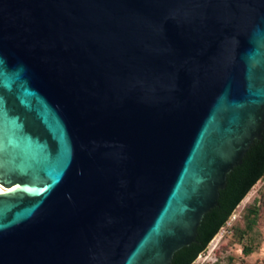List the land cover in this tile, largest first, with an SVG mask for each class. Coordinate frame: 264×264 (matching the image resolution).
Listing matches in <instances>:
<instances>
[{
	"label": "water",
	"instance_id": "1",
	"mask_svg": "<svg viewBox=\"0 0 264 264\" xmlns=\"http://www.w3.org/2000/svg\"><path fill=\"white\" fill-rule=\"evenodd\" d=\"M264 163V0H0V264H183Z\"/></svg>",
	"mask_w": 264,
	"mask_h": 264
},
{
	"label": "rangeland",
	"instance_id": "2",
	"mask_svg": "<svg viewBox=\"0 0 264 264\" xmlns=\"http://www.w3.org/2000/svg\"><path fill=\"white\" fill-rule=\"evenodd\" d=\"M248 207L257 210L252 225L247 223L251 218L247 216ZM218 234L215 243L208 244L197 256L195 264H264V176L250 189Z\"/></svg>",
	"mask_w": 264,
	"mask_h": 264
},
{
	"label": "trees",
	"instance_id": "3",
	"mask_svg": "<svg viewBox=\"0 0 264 264\" xmlns=\"http://www.w3.org/2000/svg\"><path fill=\"white\" fill-rule=\"evenodd\" d=\"M264 176V163L255 179V181L250 185V187L244 192V194L238 199V201L235 203V205L232 207V209L228 212V214L225 216V218L222 220V222L219 224V226L215 229V231L212 233V235L209 237V239L206 241V243L202 246L201 249L189 254V256L187 257V259L185 260V262L183 264H191L196 258L197 256L205 250V248L207 247L208 244H210V242L215 238V236L218 234L220 228L226 223V221L228 220V218L230 217V215L233 213L234 210L237 209V207L239 206V204L244 200V198L248 195L250 189L256 184V182L258 180H260L262 177ZM247 216H251V218H248L247 223L248 225H252L254 223L255 220V216L257 215V210L256 208H249L247 209ZM249 251V248H247L245 250V252L247 253Z\"/></svg>",
	"mask_w": 264,
	"mask_h": 264
},
{
	"label": "bare ground",
	"instance_id": "4",
	"mask_svg": "<svg viewBox=\"0 0 264 264\" xmlns=\"http://www.w3.org/2000/svg\"><path fill=\"white\" fill-rule=\"evenodd\" d=\"M2 192H4V190L0 187V193H2ZM218 235H219V234H217V235L215 236V238L210 242V244H209L210 246L213 245V244L215 243V241H216Z\"/></svg>",
	"mask_w": 264,
	"mask_h": 264
},
{
	"label": "built area",
	"instance_id": "5",
	"mask_svg": "<svg viewBox=\"0 0 264 264\" xmlns=\"http://www.w3.org/2000/svg\"><path fill=\"white\" fill-rule=\"evenodd\" d=\"M191 264H195V262L193 261Z\"/></svg>",
	"mask_w": 264,
	"mask_h": 264
}]
</instances>
